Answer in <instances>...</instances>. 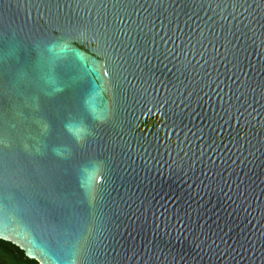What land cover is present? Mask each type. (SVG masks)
<instances>
[{"label": "water", "instance_id": "95a60500", "mask_svg": "<svg viewBox=\"0 0 264 264\" xmlns=\"http://www.w3.org/2000/svg\"><path fill=\"white\" fill-rule=\"evenodd\" d=\"M0 241L264 264V0H0Z\"/></svg>", "mask_w": 264, "mask_h": 264}, {"label": "trees", "instance_id": "16d2710c", "mask_svg": "<svg viewBox=\"0 0 264 264\" xmlns=\"http://www.w3.org/2000/svg\"><path fill=\"white\" fill-rule=\"evenodd\" d=\"M0 248L13 260L14 264H38L35 261L28 260L23 252L12 246L11 244L0 241ZM0 264H5L0 261Z\"/></svg>", "mask_w": 264, "mask_h": 264}, {"label": "rangeland", "instance_id": "374dc122", "mask_svg": "<svg viewBox=\"0 0 264 264\" xmlns=\"http://www.w3.org/2000/svg\"><path fill=\"white\" fill-rule=\"evenodd\" d=\"M0 261L5 264H14L13 260L0 248Z\"/></svg>", "mask_w": 264, "mask_h": 264}]
</instances>
